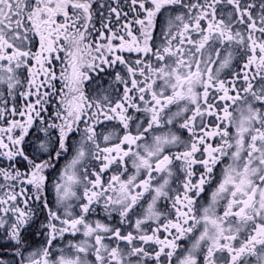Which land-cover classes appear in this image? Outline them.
<instances>
[{
    "label": "snow or ice",
    "instance_id": "snow-or-ice-1",
    "mask_svg": "<svg viewBox=\"0 0 264 264\" xmlns=\"http://www.w3.org/2000/svg\"><path fill=\"white\" fill-rule=\"evenodd\" d=\"M0 264H264V0H0Z\"/></svg>",
    "mask_w": 264,
    "mask_h": 264
},
{
    "label": "flooded vegetation",
    "instance_id": "flooded-vegetation-1",
    "mask_svg": "<svg viewBox=\"0 0 264 264\" xmlns=\"http://www.w3.org/2000/svg\"><path fill=\"white\" fill-rule=\"evenodd\" d=\"M44 220V214H38L37 218L35 219L34 221V224H33V229H36V228H39L40 226V222ZM42 239V237H35L34 238V246L35 247H38L39 246V243H40V240Z\"/></svg>",
    "mask_w": 264,
    "mask_h": 264
}]
</instances>
